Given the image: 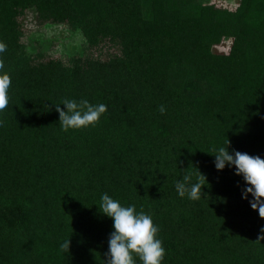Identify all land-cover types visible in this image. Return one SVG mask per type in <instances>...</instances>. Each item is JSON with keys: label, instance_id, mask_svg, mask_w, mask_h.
Wrapping results in <instances>:
<instances>
[{"label": "trees", "instance_id": "obj_1", "mask_svg": "<svg viewBox=\"0 0 264 264\" xmlns=\"http://www.w3.org/2000/svg\"><path fill=\"white\" fill-rule=\"evenodd\" d=\"M263 157L264 0H0V264H264Z\"/></svg>", "mask_w": 264, "mask_h": 264}, {"label": "rangeland", "instance_id": "obj_2", "mask_svg": "<svg viewBox=\"0 0 264 264\" xmlns=\"http://www.w3.org/2000/svg\"><path fill=\"white\" fill-rule=\"evenodd\" d=\"M215 6L236 10L239 0H202ZM23 26L22 41L26 50L35 53L45 51L48 56L66 60L73 54L87 52L86 38L81 29H72L66 22L41 23L35 9H28L20 17ZM234 36H222L220 41L215 42L212 51L216 54L228 56L232 52ZM245 156L242 161H246ZM245 164V163H244ZM259 174L264 179V157L259 163Z\"/></svg>", "mask_w": 264, "mask_h": 264}]
</instances>
